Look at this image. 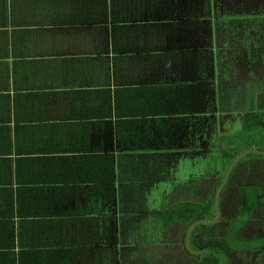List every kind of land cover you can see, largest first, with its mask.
Returning a JSON list of instances; mask_svg holds the SVG:
<instances>
[{
    "label": "crops",
    "instance_id": "obj_1",
    "mask_svg": "<svg viewBox=\"0 0 264 264\" xmlns=\"http://www.w3.org/2000/svg\"><path fill=\"white\" fill-rule=\"evenodd\" d=\"M263 98L264 0H0V264H194L168 190L221 215L246 137L225 210L250 187L257 238L226 260L264 264Z\"/></svg>",
    "mask_w": 264,
    "mask_h": 264
},
{
    "label": "trees",
    "instance_id": "obj_2",
    "mask_svg": "<svg viewBox=\"0 0 264 264\" xmlns=\"http://www.w3.org/2000/svg\"><path fill=\"white\" fill-rule=\"evenodd\" d=\"M262 113L260 116L255 115V121L250 117L246 126L243 127L244 133H246L251 128H259L258 133L256 132V137L259 140L260 144L264 146V98L262 99ZM242 133V135H244ZM248 140L247 137L244 140H238L237 142H243ZM249 149V148H247ZM246 150V149H245ZM244 149L239 150L235 149L233 152H227L222 150V157H225L226 163L228 164L222 171L223 178L219 183V187L222 186V191L218 192L219 204L218 208L222 204L224 193H226V185L233 178L234 171L237 170L240 163L249 156H252L253 153L246 155L241 159L235 166L232 168L231 172L227 174V168L230 166L231 162L240 154H242ZM190 165V164H188ZM191 166V165H190ZM191 170H194L191 166ZM217 193V192H215ZM206 195L202 196L201 206L190 202L187 200L182 201L179 205V209L173 210L170 212V222L171 225H175L180 231V234H183L182 237V247L184 253L191 257H195L196 261L194 264H227V257L229 253H235L243 248V243L252 242L257 238V235L254 234L249 238L245 237L244 226L247 221L250 219L254 211V203L256 201V196L253 190L250 187H245L240 196V200L236 207L239 208V217H228L225 218V224L221 222V217L217 213V206L215 205L216 196L215 195ZM254 193V194H253ZM264 202V197H263ZM160 219L166 217V214L159 213ZM189 236V249L186 246V238ZM245 250H253L251 247H245ZM193 251H199L200 254L197 255Z\"/></svg>",
    "mask_w": 264,
    "mask_h": 264
},
{
    "label": "rangeland",
    "instance_id": "obj_3",
    "mask_svg": "<svg viewBox=\"0 0 264 264\" xmlns=\"http://www.w3.org/2000/svg\"><path fill=\"white\" fill-rule=\"evenodd\" d=\"M234 142V143H229V142ZM243 143V144H242ZM241 143V145H242V147L243 146H245V144H249L250 143V140H246V141H243ZM239 145V143L236 141V140H229V141H227L226 143H225V151H227V152H233L235 149H237L236 147ZM239 157V156H238ZM225 163H226V160H225ZM232 163V162H231ZM216 165H218V164H215V163H210V164H203V166H206L208 169H205V170H203V172L205 173V172H209V171H211V170H209V169H214V167H216ZM228 164H225V167L227 166ZM229 168V167H228ZM228 168H227V170H228ZM227 173H228V171H226ZM249 172H253V170H252V167L251 168H247L246 169V171H244V173H243V176H242V178L243 177H245V176H249L250 175V173ZM249 173V174H248ZM235 185H238V182H235ZM167 192V191H166ZM168 192H169V196L167 197V202H169V204H171V206H172V208L174 209V210H176V209H179V207H176L175 206V204H176V202L179 200V195H178V193L175 191V187L173 186V190H171V189H169L168 190ZM181 198H183L182 196H180ZM230 198V197H229ZM228 198V199H229ZM216 200V199H215ZM227 200V199H226ZM215 205H216V203H215ZM156 207L158 206V205H155ZM171 208V209H172Z\"/></svg>",
    "mask_w": 264,
    "mask_h": 264
},
{
    "label": "flooded vegetation",
    "instance_id": "obj_4",
    "mask_svg": "<svg viewBox=\"0 0 264 264\" xmlns=\"http://www.w3.org/2000/svg\"><path fill=\"white\" fill-rule=\"evenodd\" d=\"M203 164H210V163H202V167L200 168L199 167V170H200V172L202 173L203 172V170H205V169H208L206 166H203ZM232 164V163H231ZM230 164V165H231ZM217 166V165H216ZM230 167V166H229ZM215 168L216 167H214V169L213 170H215ZM193 169H194V167H193ZM209 170H211L212 171V169H209ZM193 171V170H192ZM211 171H209V172H205V173H210ZM204 173V172H203ZM221 175L219 176V178H223V176H222V173H220ZM204 178V177H203ZM221 179H219V180H221ZM204 183L205 182H208V181H206V180H202ZM219 183H220V181H219ZM219 183H218V185H219ZM224 198H223V201H222V209L221 210H219V212L221 211V215H222V217H221V215H220V217L222 218V220H221V222H223L224 224H225V218H227L228 219V217H236V218H238L239 217V208L238 207H236L237 208V210H233V212L231 213V214H228L227 213V211L225 210V202H227V200L226 199H228L231 195H230V193L229 194H227V193H224ZM204 197H206V195L204 196ZM186 246L189 248L190 246H189V236H187V238H186ZM191 249V248H190ZM193 252H198V253H200L199 251H193Z\"/></svg>",
    "mask_w": 264,
    "mask_h": 264
},
{
    "label": "water",
    "instance_id": "obj_5",
    "mask_svg": "<svg viewBox=\"0 0 264 264\" xmlns=\"http://www.w3.org/2000/svg\"><path fill=\"white\" fill-rule=\"evenodd\" d=\"M242 156H239V157H237L233 162H232V164L230 165V167L228 168V173L227 174H229L230 172H231V170H232V168L235 166V164L239 161V159L241 158Z\"/></svg>",
    "mask_w": 264,
    "mask_h": 264
}]
</instances>
